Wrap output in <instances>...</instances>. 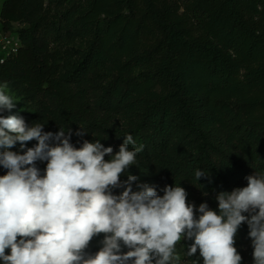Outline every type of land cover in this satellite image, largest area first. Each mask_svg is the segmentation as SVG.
I'll return each mask as SVG.
<instances>
[{
  "label": "trees",
  "instance_id": "obj_1",
  "mask_svg": "<svg viewBox=\"0 0 264 264\" xmlns=\"http://www.w3.org/2000/svg\"><path fill=\"white\" fill-rule=\"evenodd\" d=\"M0 31L20 42L0 86L28 108L5 117L70 128L76 147L84 130L113 154L131 134L137 165L212 198V210L218 192L264 173V0H3ZM76 43L60 70L58 45ZM247 231L235 238L243 256Z\"/></svg>",
  "mask_w": 264,
  "mask_h": 264
},
{
  "label": "clouds",
  "instance_id": "obj_2",
  "mask_svg": "<svg viewBox=\"0 0 264 264\" xmlns=\"http://www.w3.org/2000/svg\"><path fill=\"white\" fill-rule=\"evenodd\" d=\"M15 104L0 89V264H242L234 246L242 224L253 264H264V173L246 176V187L218 192L215 210L196 207L179 185L160 195L128 173L143 150L130 149L131 134L115 154L101 140L76 147L70 128L45 132L44 123L2 115ZM194 176L198 182L209 172L196 169ZM181 241L191 243L185 248Z\"/></svg>",
  "mask_w": 264,
  "mask_h": 264
},
{
  "label": "rangeland",
  "instance_id": "obj_3",
  "mask_svg": "<svg viewBox=\"0 0 264 264\" xmlns=\"http://www.w3.org/2000/svg\"><path fill=\"white\" fill-rule=\"evenodd\" d=\"M2 1L3 0H0V7H1V4H2ZM45 7L51 11V7L47 2H46V5ZM17 28H20L18 25H14V29H17ZM12 35V34H10ZM80 45L79 43H76L74 45H65V44H60L58 45V57H59V64L61 65L60 66V70H62V66L64 64L65 61H67L68 59H72V61H74L76 59V53H77V50L79 49ZM0 89L4 90L7 94H9L10 96H12L13 98V102L16 103L15 104V107L13 108V110H17L18 112L20 113H24L28 110L27 108V105L21 101L18 97H16V95L14 94V92H12L10 89L6 88V87H2L0 86ZM60 128H57V127H49L47 129H44L45 132H53L55 133L56 131H58ZM66 130V129H64ZM84 140H88V141H92L93 139L91 137H80L79 140H78V147L80 146V144L84 141ZM95 141V140H93ZM35 144V141H31V142H28L27 144V147H32L33 145ZM17 148H19V144H17L12 150L15 151ZM38 167H40L41 169H43L45 167L44 164L42 163H38ZM137 173V172H140L144 175V178L142 180H145L147 183H149L150 185L152 186H155L157 191H158V194L162 195L163 193L160 192V189H162L163 187H165L166 185L167 186H174L176 184H178L176 181H172L171 183H161L159 184L156 180H154L152 178V176L149 174V172L144 169L143 167H140L139 165H137L136 163L134 165H132L129 169H128V173L132 175V173ZM5 174V171L3 169H0V175H4ZM125 179H126V176H125ZM179 185V184H178ZM184 185V189L185 191L187 192V197L188 199L191 201V203H193L196 207H198L201 203H207L209 208L211 209V201H212V198H209V197H206V196H202V195H199L197 191L193 190V189H188V186L185 185V184H182ZM191 241H181V244L184 245L185 248H187V245L190 244ZM98 245H93V244H90L89 246V251L90 252H95L98 250ZM239 254L241 255L242 257V264H253V261H252V251H249L247 252V256H243V252H245L246 249H237ZM183 251V250H181ZM6 254H7V250H6ZM199 255L196 254L195 256L192 257V259H196ZM183 258V257H182ZM188 264H190V261L188 262ZM202 264V262H201Z\"/></svg>",
  "mask_w": 264,
  "mask_h": 264
},
{
  "label": "built area",
  "instance_id": "obj_4",
  "mask_svg": "<svg viewBox=\"0 0 264 264\" xmlns=\"http://www.w3.org/2000/svg\"><path fill=\"white\" fill-rule=\"evenodd\" d=\"M19 47L20 42L17 37L0 31V64L16 55Z\"/></svg>",
  "mask_w": 264,
  "mask_h": 264
}]
</instances>
